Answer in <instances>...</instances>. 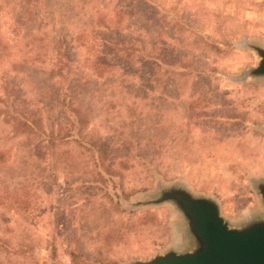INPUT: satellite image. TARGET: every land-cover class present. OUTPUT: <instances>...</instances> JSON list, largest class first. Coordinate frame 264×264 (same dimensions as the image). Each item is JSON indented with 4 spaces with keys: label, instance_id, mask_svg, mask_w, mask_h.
<instances>
[{
    "label": "rangeland",
    "instance_id": "1",
    "mask_svg": "<svg viewBox=\"0 0 264 264\" xmlns=\"http://www.w3.org/2000/svg\"><path fill=\"white\" fill-rule=\"evenodd\" d=\"M24 1L0 0V110L15 115L0 114V264L203 252L179 195L229 230L264 228V0H31L30 18ZM70 98L110 174L79 144Z\"/></svg>",
    "mask_w": 264,
    "mask_h": 264
},
{
    "label": "water",
    "instance_id": "2",
    "mask_svg": "<svg viewBox=\"0 0 264 264\" xmlns=\"http://www.w3.org/2000/svg\"><path fill=\"white\" fill-rule=\"evenodd\" d=\"M178 197L206 249L183 257L164 258L165 264H264V228L249 232L229 230L217 217L213 205L193 204L183 195Z\"/></svg>",
    "mask_w": 264,
    "mask_h": 264
},
{
    "label": "trees",
    "instance_id": "3",
    "mask_svg": "<svg viewBox=\"0 0 264 264\" xmlns=\"http://www.w3.org/2000/svg\"><path fill=\"white\" fill-rule=\"evenodd\" d=\"M31 0H25L24 1V8H23V13L27 14V18H30L31 15L34 17V11H32V8L30 6L31 4ZM36 6V4H35ZM119 12V11H118ZM117 12V13H118ZM103 46L108 50V51H112L114 50L115 53H118L119 55H127L129 56L128 52L129 50L133 49L134 45L129 44L128 42L122 41L120 39H105V42L103 43ZM57 61L59 63L58 65V70L61 73V75H63L64 78H67V75L70 73H72L73 71L69 70L67 68L68 63L66 62V60L64 59V53L61 51H57ZM103 63V62H102ZM109 66V65H108ZM107 63L104 61V64H102V69L100 67V65L98 64H93L92 68L97 69L98 71V76L103 75V72L108 68ZM64 69V72H63ZM101 69V70H99ZM69 74V75H70ZM158 79V77H157ZM5 89H7V94L9 92V86L6 85ZM8 97V95H6ZM2 98H0L1 101ZM66 109L69 112L70 116L73 117V125L76 126V130L77 133L80 135V145H82V140H86L88 143H90V145L92 146L94 150L93 152H95L96 154V161L100 164L101 167H103V169L110 174L111 173V169L107 166L106 164V160L107 159V152L104 149L106 147L105 145V141L103 138L92 134L89 132L87 133H82L84 130L87 129V124L89 123V111L85 109V107H83L81 104H75L74 101L70 98L69 101L66 104ZM4 112L6 114V116H15V115H11L9 112L5 110H0V114ZM13 124L16 127V130H14L15 132H18L19 129L22 132H26V133H30L36 130L38 131V135H42L43 129L42 126L39 122V118H34L33 122L29 120L25 119H19V118H12ZM35 123V124H34ZM37 133V132H36ZM35 133V134H36ZM50 142L51 144L54 143V136L53 133L50 134ZM77 259H78V255L76 253H71V263L73 264H77Z\"/></svg>",
    "mask_w": 264,
    "mask_h": 264
}]
</instances>
